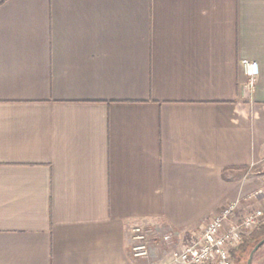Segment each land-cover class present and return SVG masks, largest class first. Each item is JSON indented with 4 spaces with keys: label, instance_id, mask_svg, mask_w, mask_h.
<instances>
[{
    "label": "crops",
    "instance_id": "crops-1",
    "mask_svg": "<svg viewBox=\"0 0 264 264\" xmlns=\"http://www.w3.org/2000/svg\"><path fill=\"white\" fill-rule=\"evenodd\" d=\"M235 199L264 210V0H0V264L168 262ZM135 224L176 245L133 258Z\"/></svg>",
    "mask_w": 264,
    "mask_h": 264
},
{
    "label": "built area",
    "instance_id": "built-area-1",
    "mask_svg": "<svg viewBox=\"0 0 264 264\" xmlns=\"http://www.w3.org/2000/svg\"><path fill=\"white\" fill-rule=\"evenodd\" d=\"M242 65L247 76L245 89L249 93L259 73L258 65L249 60H243ZM239 205V199L227 202L200 230L189 233L180 247L170 253L168 262L160 261L157 264H235L232 252L240 246L244 233L258 227L264 217L263 210L254 209L235 220ZM130 238L131 255L141 260L149 257L150 245L153 242L160 241L172 247L177 242L173 231L155 237L141 224H135L130 229Z\"/></svg>",
    "mask_w": 264,
    "mask_h": 264
},
{
    "label": "rangeland",
    "instance_id": "rangeland-1",
    "mask_svg": "<svg viewBox=\"0 0 264 264\" xmlns=\"http://www.w3.org/2000/svg\"><path fill=\"white\" fill-rule=\"evenodd\" d=\"M256 172H261V170H256ZM254 209H260V210H262L261 207H258V208H252V209H250V211L251 210H254ZM263 215H264V210H263ZM262 224H264V217H263V221H262V223L260 225H262ZM254 229L249 230V231H246L244 233V236L247 237L249 235V233L252 232ZM169 247H172V246H169ZM253 248L254 247L249 246L248 249L243 254L240 252L239 247H238L237 250H234L232 252V256H233L234 263L235 264H247V260L249 258V254H250V252H251V250ZM251 264H264V243L253 253V256L251 258Z\"/></svg>",
    "mask_w": 264,
    "mask_h": 264
},
{
    "label": "trees",
    "instance_id": "trees-1",
    "mask_svg": "<svg viewBox=\"0 0 264 264\" xmlns=\"http://www.w3.org/2000/svg\"><path fill=\"white\" fill-rule=\"evenodd\" d=\"M264 238V224L255 228L249 235L246 237L243 235L242 242L239 246L240 252L243 254L249 246L254 247L261 239ZM252 244V245H251Z\"/></svg>",
    "mask_w": 264,
    "mask_h": 264
},
{
    "label": "water",
    "instance_id": "water-1",
    "mask_svg": "<svg viewBox=\"0 0 264 264\" xmlns=\"http://www.w3.org/2000/svg\"><path fill=\"white\" fill-rule=\"evenodd\" d=\"M264 243V238L261 239L255 246L254 248L251 250L250 254H249V258L247 260V264H251V258L253 256V253Z\"/></svg>",
    "mask_w": 264,
    "mask_h": 264
}]
</instances>
